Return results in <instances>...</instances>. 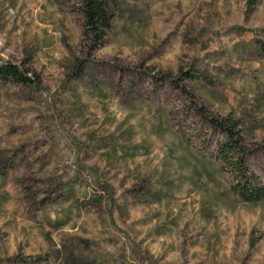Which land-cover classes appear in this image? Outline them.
I'll use <instances>...</instances> for the list:
<instances>
[{"label": "rangeland", "instance_id": "rangeland-1", "mask_svg": "<svg viewBox=\"0 0 264 264\" xmlns=\"http://www.w3.org/2000/svg\"><path fill=\"white\" fill-rule=\"evenodd\" d=\"M0 0V264H264L209 120L264 187V0ZM191 75V77H189Z\"/></svg>", "mask_w": 264, "mask_h": 264}, {"label": "trees", "instance_id": "trees-1", "mask_svg": "<svg viewBox=\"0 0 264 264\" xmlns=\"http://www.w3.org/2000/svg\"><path fill=\"white\" fill-rule=\"evenodd\" d=\"M82 15L83 34L99 47L110 29V0H71ZM191 77V75H189ZM0 81L27 84V78L11 64L0 65ZM212 129L221 140L217 144V159L233 178L231 190L246 203H258L264 200V187L255 183L245 166V150L241 146L242 136L237 124L229 119L209 120Z\"/></svg>", "mask_w": 264, "mask_h": 264}]
</instances>
